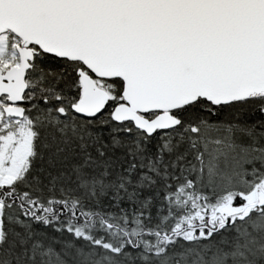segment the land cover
<instances>
[{"label": "snow or ice", "instance_id": "1", "mask_svg": "<svg viewBox=\"0 0 264 264\" xmlns=\"http://www.w3.org/2000/svg\"><path fill=\"white\" fill-rule=\"evenodd\" d=\"M0 264H264V0H0Z\"/></svg>", "mask_w": 264, "mask_h": 264}]
</instances>
